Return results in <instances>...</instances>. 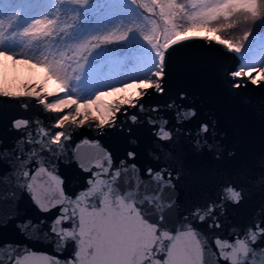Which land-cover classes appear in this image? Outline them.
Listing matches in <instances>:
<instances>
[{
	"label": "snow or ice",
	"instance_id": "1",
	"mask_svg": "<svg viewBox=\"0 0 264 264\" xmlns=\"http://www.w3.org/2000/svg\"><path fill=\"white\" fill-rule=\"evenodd\" d=\"M74 2L86 6L89 0ZM131 2L147 14L145 21L151 22L150 31L141 24L126 29L117 25L75 43L74 54L65 58L40 56L18 61L24 56L0 50L5 62L10 58L19 63L46 65L61 82L59 90L46 89L40 80H29L19 88L6 81L0 86V97L27 98L35 101L40 110L11 118L10 140L6 142L0 136V228L14 225L25 240L41 245H4L10 251L6 259L0 258V264H209L213 256L215 264H257V256L259 264H264V248L257 245V241L264 245V204L245 220L237 221L231 216V211L247 197L251 184L264 187V169L259 176L229 173L219 178L210 195L184 208L174 219L180 208L176 184L184 171L175 167L181 159L179 146L186 142L195 152L206 150L219 160L223 155L221 138L215 121L197 120L199 112L187 103L184 91L163 104L144 102L150 93L167 95V51L183 40L202 39L242 57L264 58V36L257 37L253 27L238 37L224 38L239 26V18L253 25L264 18V0H255L253 10L224 9L225 0ZM77 16L73 14L72 19ZM156 16L163 20L162 30L152 19ZM178 19L185 23H177ZM58 26L71 27L61 26L59 15H44L25 27L22 35L37 39L53 34ZM200 27H207L211 34H186ZM134 28L143 30L144 39L158 56L149 75L131 80L132 84L143 85L139 94L103 102V97L128 88V82L98 91L86 100L69 94L73 81L77 88L87 90L94 79L110 71L106 63L90 64L92 52L101 45L125 41ZM258 74H264V66L238 67L229 73L235 81L232 87L264 84V75L257 79ZM21 108L27 111L29 104H21ZM70 127H88L100 133L119 128L130 150L117 163L100 139L85 136L74 140ZM137 130L147 134L150 167H137L139 152L132 147ZM86 149L95 150V154ZM66 168L84 174L78 189L70 187L72 177L66 174ZM130 170L136 175L126 182ZM190 178L195 182L201 176L192 172ZM25 200L39 216L24 208ZM230 219L232 223L228 224Z\"/></svg>",
	"mask_w": 264,
	"mask_h": 264
},
{
	"label": "water",
	"instance_id": "2",
	"mask_svg": "<svg viewBox=\"0 0 264 264\" xmlns=\"http://www.w3.org/2000/svg\"><path fill=\"white\" fill-rule=\"evenodd\" d=\"M187 35L207 34L198 32ZM242 60V56L228 52L220 44H210L202 39H186L178 42L168 49L166 55L167 95L150 93L144 101L146 104H163L176 93L184 91L188 94L187 103L195 106L199 112L197 120L215 121L221 138L223 155L219 160L206 150L200 153L195 152L186 142L179 146L181 159L175 167L183 168L184 171L176 184L175 197L180 208L174 219L184 208L210 195L219 178L229 173L259 176L264 169V84L248 83L247 87L239 89L232 87L235 81L229 73L242 67ZM24 103L29 104L27 111L21 108V104ZM39 112V107L33 100L0 97V136L6 142L10 140L11 133L8 126L11 118L18 115L30 116ZM69 131L73 139L77 141L85 136L100 139L101 143L112 151L117 163L125 158L126 150H130L128 139L119 128L105 130L103 133L88 127L80 129L70 127ZM133 139H136V144L132 147L137 148L139 152L137 167L141 165L150 167L151 149L147 148L146 132L137 130ZM85 151L95 154L93 149ZM65 172L72 177L70 187L78 189L83 182L84 174L74 168H66ZM192 172L201 176V179L192 181L190 178ZM135 175L130 170L126 182L134 179ZM262 204H264V187L259 183H253L247 189V197L239 207L231 211V216L237 221L245 220L253 212L259 211ZM24 208L34 216L40 215L26 200ZM227 223H232L231 219ZM7 244L41 247L36 241L25 240L16 231L14 225L0 228V258H7L10 251L4 247ZM257 245L264 248L259 241ZM43 248L48 250V245L44 244ZM259 260L260 257L257 256V264ZM215 262L216 257H211L209 264H215Z\"/></svg>",
	"mask_w": 264,
	"mask_h": 264
},
{
	"label": "trees",
	"instance_id": "3",
	"mask_svg": "<svg viewBox=\"0 0 264 264\" xmlns=\"http://www.w3.org/2000/svg\"><path fill=\"white\" fill-rule=\"evenodd\" d=\"M178 2L187 3V0H178ZM229 7L233 9L244 7L253 10L255 0H225L224 9ZM75 13H78V16L73 20L72 16ZM44 15H59L60 25L69 24L71 27L64 29L58 26L53 34L37 39L22 35L25 27L34 19ZM145 15L147 14L144 10L139 5L133 4L131 0H89L86 6H80L74 0H0V22H2L0 23V33H2L0 50L23 55L24 57L17 58L18 61L20 59L31 60L32 57L40 56L65 58L74 54L72 46L75 43L93 34L109 31L117 25L121 29H126L129 25L141 24L146 31H150L152 25L150 21H145ZM152 19L160 24L162 30L163 20L159 16ZM177 23L184 24L185 20L178 19ZM249 27H253L254 33L260 37L264 32V18L258 19L253 25L250 21L245 23L241 17L239 26L227 32L224 38L238 37L243 30ZM189 30L188 33L202 31L211 33L207 27ZM160 40L163 43L162 37ZM148 55L157 56L156 49L144 39L142 29L134 28L125 41H114L95 49L89 57V62L92 65L106 63L110 65V68L116 66L118 74L113 84L116 87L127 82L131 83L134 69L139 65L140 56ZM0 63L9 67L20 66L36 78L43 77L46 88L56 90L60 88L59 78L52 74L46 65L19 63L10 58L5 62L3 53H0ZM103 82V78H96L87 90L81 89V91L85 95L94 96L96 92L101 91L98 84Z\"/></svg>",
	"mask_w": 264,
	"mask_h": 264
},
{
	"label": "rangeland",
	"instance_id": "4",
	"mask_svg": "<svg viewBox=\"0 0 264 264\" xmlns=\"http://www.w3.org/2000/svg\"><path fill=\"white\" fill-rule=\"evenodd\" d=\"M202 33L207 34V35L211 34V33L205 32V31H202ZM212 34L214 35V33H212ZM261 36H264V32L262 33ZM162 41H163V37H162ZM157 59H158V56H154V55L140 56L139 65H138V67H136L134 69V72H133V80L141 79L144 76L149 75L151 70L155 67V65L157 63ZM257 66H264V58H246V57H243L242 67H257ZM5 68L7 69L6 72H5ZM117 74H118V69L116 67L110 68V71L101 77V78H103L104 82L98 84L100 90L102 91L106 88L115 87L113 84H114V80L117 78ZM260 75H264V74H258L257 78H259ZM42 78L43 77H41V78L34 77L26 69H24L20 66L19 67L18 66L9 67L7 65L0 63V86H3V82H5V81L7 84H9L11 86H13L14 82H18L20 84L25 85L26 83H28L29 80H31V81L40 80V82L44 84ZM72 83H73V88L69 92V94L79 96L81 100H86V99H89L92 97V96L85 95V93H83L80 88H77L75 86V81H73ZM138 85H140V84L139 83H136V84L130 83V86L128 88H126L122 91L114 92L110 95L103 97L107 101V102L106 101H103V102L111 103L115 99H117L120 94L131 93V92H134V93L137 92L138 93ZM44 86H45V84H44ZM55 86H57V85L55 84ZM45 88H46V86H45ZM103 98H102V100H103ZM92 107L95 110V106L93 105Z\"/></svg>",
	"mask_w": 264,
	"mask_h": 264
},
{
	"label": "bare ground",
	"instance_id": "5",
	"mask_svg": "<svg viewBox=\"0 0 264 264\" xmlns=\"http://www.w3.org/2000/svg\"><path fill=\"white\" fill-rule=\"evenodd\" d=\"M141 86H143V85H138V90H139V87H141ZM134 95H137V92H136V93L131 92V93L120 94L119 97H118L117 99H119V98H121V97H124V96L131 97V96H134ZM117 99H115V100H117ZM103 101H106V100L103 98ZM106 102H107V101H106Z\"/></svg>",
	"mask_w": 264,
	"mask_h": 264
},
{
	"label": "built area",
	"instance_id": "6",
	"mask_svg": "<svg viewBox=\"0 0 264 264\" xmlns=\"http://www.w3.org/2000/svg\"><path fill=\"white\" fill-rule=\"evenodd\" d=\"M22 86H23V84H20L18 82H14L12 87L19 88V87H22Z\"/></svg>",
	"mask_w": 264,
	"mask_h": 264
}]
</instances>
